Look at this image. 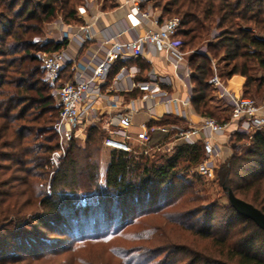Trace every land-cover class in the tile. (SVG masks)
I'll use <instances>...</instances> for the list:
<instances>
[{
    "label": "trees",
    "instance_id": "obj_1",
    "mask_svg": "<svg viewBox=\"0 0 264 264\" xmlns=\"http://www.w3.org/2000/svg\"><path fill=\"white\" fill-rule=\"evenodd\" d=\"M18 1L20 3L10 2V7H7L6 0H0V18H4L3 13L5 16L12 14L18 21L11 25L13 30L7 35H0V44L10 54L30 44L29 39L41 33V24L53 18L57 12L66 24L83 20L78 17L75 3L69 6V1ZM31 4H34L33 8ZM160 5L156 3L155 7ZM161 7L163 12L159 16L160 21L173 17L166 16L171 13L180 15L177 34L184 51L188 47L197 50L216 30L213 41L207 43V50L214 57L222 55L221 58L225 60L226 69L221 76L226 79L235 74L245 77L243 95L264 100V0H167ZM8 36L12 38V43L7 42ZM67 43L68 40L49 41L41 44L39 50L50 53L62 49ZM28 56L32 64L24 69L17 68L20 77L12 81L15 89L0 92L4 96L0 102L7 107L4 113H0V119L3 120L0 122V140L5 138L0 143V162L15 161L20 165L25 160L26 164H30L24 171L25 177L12 179L6 173L7 167L0 163V237L4 234L18 242L14 251H8L5 248L7 241L0 239V264H30L23 263L22 256L40 257L49 252L59 253L60 248L56 246L61 243V238L49 237L44 231L75 238V214L79 208L75 203V185L85 178L93 188H99L97 155L106 132L96 125L89 128L84 146L74 140L70 142L64 158L49 181L50 193L45 188L46 181L39 183L34 180L35 176L42 178V174L35 170L45 171L50 153L59 146L52 124L59 116L60 108L54 105L52 97L46 95L45 90L31 82L39 73V67L34 63L40 61V57L35 53ZM189 64L193 72L191 102L195 111L203 116L216 115L220 120H226L210 104V78L213 75L210 57L206 53L194 52L189 56ZM120 65L118 63L114 66L110 76ZM69 67L64 68L68 75L71 74ZM30 92L35 95L30 96ZM29 102L39 103L44 112L49 114L46 122L51 123V127L46 131L50 133L46 144L32 142L30 135L32 132L35 135L37 129L17 124L23 118L30 120L25 115L33 106L22 107L16 115H11L20 104ZM38 132L41 130L38 129ZM232 134V138H236L234 152L220 164L215 180L222 190L224 185L230 187L238 197L264 212V132L256 131L251 137L237 132ZM247 137L251 139L246 147L241 142L247 140ZM147 156L138 157L137 160L132 154L113 150L104 175V207H112L113 204V211L123 214L128 207L132 208L131 212H136L144 203L152 206L169 199L181 190L177 182L182 180V171L193 170L197 175L195 169L204 152L200 144L180 143L175 147L173 155L158 153L153 159ZM81 159L87 161L83 167H79ZM181 162L186 165L182 166ZM228 209L230 217L225 224L214 229L215 211L212 207L205 208L202 211L206 212V228L184 224V231L194 240L186 238V245L172 240L174 244L167 245V248L179 246L181 251L192 257L187 264H264V230L249 218L238 214L230 203ZM197 212L187 211L182 215L195 218ZM175 218L172 219L182 226V221ZM142 238L132 237L130 241L133 243ZM63 250L73 251L74 247L66 246ZM136 250L130 252L136 253ZM127 257L121 255L120 264H133L131 258ZM143 264H152L151 259Z\"/></svg>",
    "mask_w": 264,
    "mask_h": 264
},
{
    "label": "rangeland",
    "instance_id": "obj_2",
    "mask_svg": "<svg viewBox=\"0 0 264 264\" xmlns=\"http://www.w3.org/2000/svg\"><path fill=\"white\" fill-rule=\"evenodd\" d=\"M61 1H69V6L75 3L76 9L78 11V17L80 20V15L84 7L86 9L84 13L91 14V12H93L91 11L93 8L91 1H98V3L101 5V9L104 11L117 10L121 6V3L122 6H124V4L127 5L128 3L125 0L122 2H118V0ZM166 1L167 0H144L143 7L144 9H150L152 12H157L161 14L163 12L161 5H164ZM10 2L20 3L18 0H6L7 7H10ZM156 3H160V7H155ZM30 6L31 8H33L34 4H31ZM15 9H18V6H15ZM37 10L39 11L40 9ZM41 15H43V13ZM3 16L4 18H0L1 36L7 35L10 30H13L11 28V25L13 23H18L17 18H14L12 14L5 16V13H3ZM166 16L180 17V15H174L173 13L168 14ZM11 19H14L17 22H13V20ZM86 24L87 22L85 20H81V22L78 23L72 22L71 25L74 27H80L83 25L85 26ZM67 25L69 24H66L61 14L57 12V14L53 18H50L41 24V33L29 39L30 44H26L25 46L23 45L21 48L18 49V52H13V54H10L8 53L10 51H6L4 47L0 44V92L13 91L15 89L14 83L12 81L20 77L17 68L22 67L24 69L28 66V64H32L30 63V58L28 55L31 53H35L40 57V61L34 63L38 65L39 73L35 76L34 79L31 80V82H33V84L36 85L37 88L45 90L46 95H50V97H52L54 105L59 107L55 96V87L57 86V84H50L48 80H46V74L44 71V58L46 54H48V52L41 51L39 50V48L40 45L43 43L49 41H56V39L62 35V31L67 28ZM213 33L217 34V31L213 30L210 38L197 50H192L190 47L187 48V65L191 69L189 64V56L194 52L206 53L211 59L213 75L216 73L222 78V80L227 81L226 78L221 76V73L226 69V62L223 58H221L222 55L219 57H214L207 50V43L213 41L214 39L215 34ZM6 38L8 43L13 42L10 36ZM192 74L193 72L191 70V75ZM66 76H68V74H66ZM66 76H63L62 79L64 81L62 83L67 81L65 80ZM211 90V96L215 97V95H218V97L220 98L218 91H216V89H214L212 85ZM31 95L34 96L35 94L33 92H30V96ZM211 96L210 104L215 108L217 114H220L221 116V113L223 112H221L220 109L217 108L216 105H218V102L215 100L216 98L213 99L215 100L214 102L211 101ZM3 99L4 96L0 94V101H2ZM25 106H27L28 108L33 106V108H29L25 115V117L29 118L30 120L27 121L23 118L21 120H18L17 124L25 125L29 128L34 127V129H37V133L35 131V135L34 132H32V134L30 135V137L32 138V142L41 145L46 144V141L50 136V133L46 131L49 129V127H51V123L46 122V119L49 114L44 112V109L41 108L39 103L31 104L29 102L27 104H20L19 107H17L13 112H11V115H16L19 110L22 107L24 108ZM6 108L7 107L2 106L0 102V113H4L6 111ZM225 113L224 115H227ZM58 117L52 124L56 133L57 131L55 129V125L59 119ZM212 117L219 121H222L219 119L220 117L216 115ZM2 121L3 120L1 118L0 122ZM90 127L91 126L75 133V136H73L71 140H69L66 144L64 154H66L67 148L69 147L70 142L73 140L79 145H85V141ZM38 129H40L41 132H38ZM156 134L158 136H160V134L164 136V133H162L161 131H157ZM232 135L233 134H231V136L229 137V141L226 145H221V152L223 157L219 162V166L229 155L234 152L233 147L236 142V138H232ZM31 138H29V140H31ZM156 138L153 139V141H156ZM247 138V140H243L241 142L244 143L243 146L246 147L251 139H249V137ZM3 139L5 138L3 137L0 140V143H2L1 141H3ZM57 139L59 143L60 138L58 133ZM27 140L28 139H26V141ZM180 143L181 142L175 144V147ZM57 149L53 150L50 153L49 164L47 168H45V171L41 169L35 170L36 173L42 174V178H40L39 176H35L34 180L39 183H44V181H46L45 188L49 193V181L54 173V170L58 168V166L60 165V161L65 156L62 153L60 157L53 158V153ZM112 152L113 151H110V153L107 152L105 154L102 145L100 148V153H98L97 155L99 161L98 189L93 188L91 183L85 178L82 180L80 179L81 182L78 185H75V203L77 207L79 206L78 213L75 214V238H69L65 235L61 236L60 234L44 231V233H46L49 237L61 238V243L56 246L58 247L57 249L60 248V251H58L59 253L49 252L40 257L22 256L24 257L22 260L23 263L30 262V264H120L122 261L121 255H127V259L131 258L133 264H143L144 261H146L147 259H151L152 264H187L192 259L189 254H186L183 250L181 251L179 246L167 248V245L174 244L172 240H175L174 242L178 241V243L182 245L187 244V242H185V239L189 238L190 235L189 233H186L184 231V224H193L196 228H206L204 223V220L206 218V212L202 210L210 207H212L215 211V220L213 224L214 229H218V227H221L223 224H225V221L228 219V217H230V212L228 209L229 203L219 182L215 179L208 180L205 178H199L197 175L194 174L193 170L182 171L180 173L182 180L181 182H177L178 189H181L180 192L176 195H172L169 199L165 201H159V204L149 206L148 203H144L142 204L143 206H141L140 210L136 212H131L132 208L130 209V207H128L127 211L123 212V214L118 213L116 211L114 212L113 204L112 207H104L103 205L106 202L103 195V192L105 190L104 175L105 167L108 164L105 160L107 159L110 161ZM158 153L173 155L175 153V148L174 150H166L164 152H155L152 150L150 151L149 156L142 155L140 157L147 156L148 158L153 159ZM86 162V160H82V164H80L79 167H83L82 165H84ZM0 163L7 167L6 173L7 175L11 176L12 179H20L22 177H25L26 174L24 171L25 169H27V167H30V164H26L25 160L21 161L20 165L16 164L15 161ZM184 164V162H181L182 166H184ZM83 207L88 208H86L85 210L83 209ZM104 210H106L107 213H105ZM187 211L200 212H197L198 214L195 216V218H189L184 217L182 215L185 214ZM173 217H176L179 221H182V226L177 224L178 222L176 223L175 220L172 219ZM147 236H150V240L145 238ZM181 236H183L184 238H181ZM132 237L143 238L137 239L136 242L132 243L130 241V238ZM190 238L193 239L192 237ZM0 239H4V241H7L5 248L8 251H14L18 247L17 241L15 242L13 239L8 238V236H5L4 234H2ZM66 246L72 248L74 247V250L64 251L63 247ZM141 247L142 250H139ZM133 249H137L136 253L130 252ZM151 251L154 252L151 253ZM129 252L131 254H129ZM156 253L157 255L155 256L154 254Z\"/></svg>",
    "mask_w": 264,
    "mask_h": 264
},
{
    "label": "built area",
    "instance_id": "obj_3",
    "mask_svg": "<svg viewBox=\"0 0 264 264\" xmlns=\"http://www.w3.org/2000/svg\"><path fill=\"white\" fill-rule=\"evenodd\" d=\"M131 2V26L118 31L114 36L115 41L105 40L91 53L88 60L78 61L77 57L71 56L65 50L66 46L46 54L44 58L46 80L50 84H57L55 96L60 107L59 119L55 125L60 138L59 148L53 153V158L65 153V146L75 133L92 125L97 126L101 113L106 112L110 118L107 127L103 129L106 132L103 139L105 148L140 157L149 155L152 150L155 152L174 150L178 142L189 145L200 144L204 156L196 166V174L213 180L216 178V170L223 157L221 145L216 141L215 136L228 131L233 125L237 133L245 135L264 130V100L258 101L243 94H231L225 81L215 73L210 78V84L218 91L220 98L229 103L231 109L229 119L219 121L212 116H200L196 125L175 123L155 125L154 122L162 121L167 115L189 119L187 109L192 105L193 84L191 70L187 65L188 53L182 49L177 34L180 27L178 16L160 21V14L156 15L150 9H144V0H131ZM85 11L84 7L81 13ZM144 26L146 27L143 31H137L138 27ZM66 27L56 41H70L74 37L78 41L79 49L87 48L88 38L84 30L88 26H80L77 31H73L74 27L71 24ZM127 32H131L132 37L123 40L122 37ZM146 50L165 53L168 56L188 88L186 99H179L170 94L168 87L171 86V81L166 77L148 73V79L136 80L141 69L136 64L127 65V60L141 58ZM118 63L121 65L112 79L114 81L129 79L130 86L125 90L115 88V91L138 90L142 95L131 98H124L117 93L104 95L102 88L105 84H108V87L111 85L109 88L114 87L109 84V78ZM67 66H70L74 73L70 80L60 84L62 71ZM101 99L104 101L103 108L97 105L98 100ZM138 100L145 104L143 109L149 113L150 120L146 125L135 130L132 128V121L138 111ZM148 102L150 105L147 104ZM115 119L118 121H114ZM156 130L164 133L166 137L153 141L152 134Z\"/></svg>",
    "mask_w": 264,
    "mask_h": 264
},
{
    "label": "crops",
    "instance_id": "obj_4",
    "mask_svg": "<svg viewBox=\"0 0 264 264\" xmlns=\"http://www.w3.org/2000/svg\"><path fill=\"white\" fill-rule=\"evenodd\" d=\"M122 1L124 0H118V2H122ZM125 1L128 2L127 5L124 4V6H122V3H121V6L117 10H113V11H104L101 9V5L98 3V1H91L92 7H93L91 11L93 12H91V14L81 13L80 15L81 16L80 18L87 22L85 26H88L84 30V34L88 38L87 48L79 49L78 41L75 40V38L73 37L72 40L68 41L65 47V50L71 56L77 57L78 61L83 62L85 60H88L91 56V53L94 50H96L97 47L100 46L105 40L109 39L111 41H115V38H114L115 34L121 29L129 28L132 24V18L130 15L132 2L131 0H125ZM153 13H155L156 15H159V13L157 12H153ZM145 27L146 26L138 27L137 31L139 32L143 31ZM78 28H79L78 26H75L73 31H77ZM133 32L134 31H132V33ZM132 33L131 32L125 33L122 39L123 40L130 39L132 37ZM107 46H110V45H107ZM134 64L138 65L141 69V72L136 77V80H146L148 79V76H147L148 73H155L158 76L166 77L171 81V86L168 87V90L173 97H177L179 99L187 98L188 88L185 85L184 81L182 80L180 73H177V71L175 70L174 66L172 65L168 56L165 53H154L152 50H146L144 52V55L141 58L137 60H132V59L127 60V65H134ZM68 70L71 71L70 72L71 74L65 77V80L67 81L72 78V75L74 73L71 67H69ZM66 72H67L66 70L62 72L60 83L64 81L62 78ZM116 72H114L113 75L110 76L109 78V84H112L114 87L109 88L111 85L108 87V84H105L102 88L105 96L116 94V93L124 98H131V97L142 95V92L138 90L134 92L115 91L116 89L125 90L130 86L129 79H125L122 81H114L112 78L116 74ZM191 82H192V77H191ZM244 82H245V77L239 74H235L230 79H227V81H225L228 91L231 94H235V95L243 94L242 88H243ZM211 97H212L211 101L214 102L216 100L218 102V105L216 106L218 109H220L221 112H223L221 113L223 117H225L226 120L229 119L230 114H231L229 103L219 98L218 95H215V97L214 96H211ZM147 104L150 105V102H148ZM97 105L98 107L103 108L104 101L102 99L98 100ZM144 106L145 104L141 100L137 101L138 111L134 114L133 121H132V125H133L132 128L135 130L141 126L146 125L148 121L150 120L149 113H147L143 109ZM187 112H189V117H188L189 119L187 120L180 118L178 116L167 115L166 117H164L162 121L154 122V124L159 125V126L169 125L172 123H178L182 125H189V124L196 125L199 122L200 116H203V115L198 114L195 111L193 105H191V107L187 109ZM224 113L227 115H224ZM109 118H110V115L108 113L106 112L101 113L99 117V121H98V125L101 127V129H104L107 127V121L109 120ZM114 121H118V119H115ZM157 131L159 130H156L154 132L155 134L154 133L152 134V137H153L152 139H155L156 136H157L156 140L163 139L166 137L165 134L164 136L161 134L160 136H158L156 134ZM262 131L264 132V130ZM234 132H236L235 125L231 126L228 131L216 135L215 139L220 145L224 146L228 143L229 137ZM249 136L251 137V135ZM103 148H104L105 154L107 152L110 153L111 151L110 149L105 148L104 146ZM105 161L109 163V160L106 159ZM106 167H105V170H106Z\"/></svg>",
    "mask_w": 264,
    "mask_h": 264
},
{
    "label": "water",
    "instance_id": "obj_5",
    "mask_svg": "<svg viewBox=\"0 0 264 264\" xmlns=\"http://www.w3.org/2000/svg\"><path fill=\"white\" fill-rule=\"evenodd\" d=\"M230 205L236 210V212L246 218L252 220L258 227L264 230V212L253 204L238 197L234 191L228 187L223 186Z\"/></svg>",
    "mask_w": 264,
    "mask_h": 264
}]
</instances>
